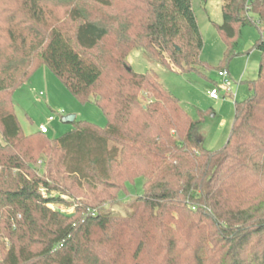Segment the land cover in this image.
<instances>
[{
    "label": "trees",
    "instance_id": "trees-1",
    "mask_svg": "<svg viewBox=\"0 0 264 264\" xmlns=\"http://www.w3.org/2000/svg\"><path fill=\"white\" fill-rule=\"evenodd\" d=\"M222 1L218 67L201 59L192 0L0 7V264H264L263 36L258 76L218 151L204 148L201 117L192 119L155 72L138 74L128 62L141 49L178 73L228 71L242 29L262 31L264 0ZM41 67L98 106L107 127L76 119L58 139L25 135L13 94ZM139 178L144 194L132 214L103 210ZM66 179L82 198L60 185Z\"/></svg>",
    "mask_w": 264,
    "mask_h": 264
},
{
    "label": "rangeland",
    "instance_id": "rangeland-1",
    "mask_svg": "<svg viewBox=\"0 0 264 264\" xmlns=\"http://www.w3.org/2000/svg\"><path fill=\"white\" fill-rule=\"evenodd\" d=\"M24 2L26 0H0V7L8 6L16 10ZM192 3L205 41L201 59L212 67H218L226 50L225 41L217 29L223 23V1L192 0ZM262 36L264 38V27L262 31L255 27L242 29L239 55L228 68L233 92L230 96H226L218 71L213 70L205 75L178 73L160 62L152 61L141 49L132 51L128 62L138 74L155 72L160 83L180 101L192 119L201 117L200 140L204 148L218 151L226 146L230 138L236 118V102H243L250 95L247 82L258 76L262 53L255 45ZM216 87L220 90V100L209 97V92ZM13 102L15 114L25 135L37 133L40 126L45 125L49 128L48 137L58 139L74 129L73 124L62 122L64 117L70 115H75L77 121L99 128H106L108 124L107 117L98 106L79 102L47 67L39 68L30 80L14 92ZM51 117L54 118L53 122H49ZM0 140L2 141L1 130ZM60 185L67 186L81 198L84 196V192L74 188L67 179ZM127 189L125 195L119 194L118 199L105 205L103 210L123 218L132 214L131 204L144 194V180L137 179L134 184L127 185ZM63 200L72 203L67 196H63ZM63 209L66 214H72L75 210L74 207ZM0 244H6V241L0 238Z\"/></svg>",
    "mask_w": 264,
    "mask_h": 264
},
{
    "label": "built area",
    "instance_id": "built-area-1",
    "mask_svg": "<svg viewBox=\"0 0 264 264\" xmlns=\"http://www.w3.org/2000/svg\"><path fill=\"white\" fill-rule=\"evenodd\" d=\"M219 77L221 78L222 82H223V85L226 89V96H230L233 92H232V89L230 87V74L227 70H224V71H220L219 72ZM209 97L210 99L212 100H220L221 96H220V90L216 87L214 89H212L210 92H209ZM54 121V118H50L49 119V122H53ZM40 131L43 133V134H48L49 133V128L48 126H40ZM64 211V210H63Z\"/></svg>",
    "mask_w": 264,
    "mask_h": 264
},
{
    "label": "water",
    "instance_id": "water-1",
    "mask_svg": "<svg viewBox=\"0 0 264 264\" xmlns=\"http://www.w3.org/2000/svg\"><path fill=\"white\" fill-rule=\"evenodd\" d=\"M75 121H76V116L75 115H70V116L64 117L62 119L63 123H71V124H73Z\"/></svg>",
    "mask_w": 264,
    "mask_h": 264
}]
</instances>
